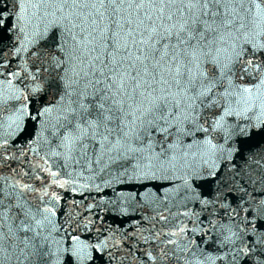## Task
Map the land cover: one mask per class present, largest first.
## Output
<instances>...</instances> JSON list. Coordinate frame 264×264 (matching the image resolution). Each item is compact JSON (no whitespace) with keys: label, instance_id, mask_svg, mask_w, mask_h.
Here are the masks:
<instances>
[{"label":"snow or ice","instance_id":"obj_1","mask_svg":"<svg viewBox=\"0 0 264 264\" xmlns=\"http://www.w3.org/2000/svg\"><path fill=\"white\" fill-rule=\"evenodd\" d=\"M16 8L7 28L0 12V76L12 51L14 98L44 103L35 115L24 104L0 132V163L25 118L34 120L63 167L103 163L101 172L165 180L207 212V226L167 233L141 264H264V146L250 143L264 137V0H17ZM35 191L0 175V264L93 259L86 245L59 246L55 212L43 197L29 199Z\"/></svg>","mask_w":264,"mask_h":264},{"label":"water","instance_id":"obj_2","mask_svg":"<svg viewBox=\"0 0 264 264\" xmlns=\"http://www.w3.org/2000/svg\"><path fill=\"white\" fill-rule=\"evenodd\" d=\"M16 3L17 0H0V12L8 14L5 28L14 22ZM13 42L14 34L12 40L6 35L5 50L11 49ZM2 59L8 63L3 69V76H0V124L3 125L0 132H7L11 131L7 127L11 119L19 115L17 109L27 103V110L35 115L36 109L44 101L32 102L31 97L29 101L16 100L14 97L19 94L16 91L19 81L9 73L17 69L19 60L13 57L12 51H8V55ZM9 79H13L12 84L8 83ZM24 127L23 134L15 138V143L4 152L10 159L0 163V175L10 183L19 181L36 189L28 194L29 199L40 204L39 197H43L41 207L53 208L55 215L52 219L59 229L53 235L60 241L59 246H88L93 259L86 264H141L139 258L143 257L144 252L150 250L155 254L157 245L167 233L182 227L193 229L200 221L207 226V212L201 213L200 206L194 202H182L175 191L169 190L172 185L168 181L129 179L130 170L127 175H122L115 167L101 172L99 169L103 163L93 165L92 170L81 165L63 167L61 159L51 154L44 139L36 138L40 125L25 118ZM12 140L9 137L10 143ZM250 143L253 148L257 144L264 146V137H255ZM236 163L243 164V161L237 158ZM50 171L58 173V183L52 182ZM61 184L63 187L59 186ZM201 190L205 195H210L213 187L206 184ZM45 191L49 193L48 196H43ZM52 194H55V198ZM193 212L200 213L199 221L195 215H190ZM157 233L160 234L159 240L155 239ZM187 235L191 237L193 233L188 232ZM76 237L79 239L76 240ZM145 237L152 238L148 244L144 243ZM97 246H101L100 250L93 251ZM109 254L115 259H110ZM54 264L57 262L54 261ZM58 264H76V261L74 257L69 260L68 254L64 253Z\"/></svg>","mask_w":264,"mask_h":264}]
</instances>
